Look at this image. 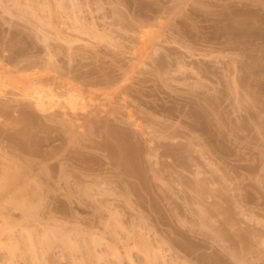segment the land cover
<instances>
[{
	"label": "rangeland",
	"instance_id": "obj_1",
	"mask_svg": "<svg viewBox=\"0 0 264 264\" xmlns=\"http://www.w3.org/2000/svg\"><path fill=\"white\" fill-rule=\"evenodd\" d=\"M73 1L77 7L70 0H0L1 65L10 69L15 57L14 70L25 72L36 64L42 77L81 90L87 100L85 110L70 116L76 125L59 117L60 107L36 114L46 130L26 151L16 139L28 129L21 115L27 108L15 96L7 95L17 104L5 98L11 110L0 117V156L6 153L23 171L34 162L27 179L45 183L42 207L35 208L40 222L28 226L40 250L35 262L94 264L90 252L96 251L99 264H147L142 238L160 253L155 264H264V0ZM110 126L141 149L133 167L105 148L107 140L118 145ZM68 133L80 140L72 142ZM13 210L7 212L18 224L21 250L11 259L0 249V263L36 264L20 234L27 222ZM45 237L58 241L48 255L39 246ZM68 239L71 246L64 247Z\"/></svg>",
	"mask_w": 264,
	"mask_h": 264
},
{
	"label": "bare ground",
	"instance_id": "obj_2",
	"mask_svg": "<svg viewBox=\"0 0 264 264\" xmlns=\"http://www.w3.org/2000/svg\"><path fill=\"white\" fill-rule=\"evenodd\" d=\"M72 1V2H71ZM70 2H71V4H72V6H74V7H77V5H75V1H73V0H70ZM63 5V4H62ZM33 6H34V4H33ZM60 6V5H59ZM38 7H39V5H38ZM62 8H63V6H61ZM29 8V7H28ZM33 8V7H32ZM36 9H37V6H36ZM40 9V8H39ZM66 9V8H65ZM61 10V9H60ZM35 11V10H34ZM62 11V10H61ZM33 12V11H32ZM38 12H40L39 10H38ZM168 12V11H167ZM36 13V15L35 16H33V17H35L36 18V22H39L40 23V21H38L37 20V17H38V14H37V12H35ZM120 13V12H119ZM164 13V12H163ZM32 14V13H31ZM116 14V13H115ZM162 14V13H161ZM160 14V15H161ZM122 15V14H121ZM120 15V16H121ZM166 15V14H165ZM119 16V15H118ZM119 16V18H120V20L122 19L121 17ZM158 16V15H157ZM162 16H164V14L162 15ZM243 16V15H242ZM123 17V16H122ZM154 18V17H153ZM248 19V18H247ZM35 20V19H34ZM40 20V19H39ZM78 20H79V18H78ZM78 20H76L77 22H78ZM154 20H156V19H154ZM234 20H235V18H234ZM122 21V20H121ZM135 21V20H134ZM146 21V20H145ZM238 21H240V20H238ZM242 21H244V20H242ZM81 22V21H80ZM80 22H78V24L80 23ZM136 22V21H135ZM138 22V21H137ZM157 22V21H156ZM250 22V21H249ZM41 23H42V21H41ZM82 23V22H81ZM123 23V22H122ZM142 23V22H141ZM237 23V22H236ZM240 22H238V24H239ZM77 24V25H78ZM121 24V23H120ZM134 24V23H133ZM160 24V23H159ZM234 24V23H233ZM245 24H246V22H245ZM245 24L244 23H241V25H244V27H245ZM80 25V24H79ZM78 25V26H79ZM82 25L83 26H85L86 27V25H84L83 23H82ZM82 25H80V26H82ZM123 25V24H122ZM139 25H141V24H139ZM144 25H146V24H144ZM161 25V24H160ZM248 25V24H247ZM88 26V25H87ZM233 26V25H232ZM239 26V25H238ZM89 27V26H88ZM127 27V26H126ZM135 27H136V25H135ZM137 27H138V25H137ZM143 27V26H142ZM41 28V27H40ZM87 28V27H86ZM90 28V27H89ZM134 28V27H133ZM146 28H148V27H146ZM238 28V27H237ZM78 29V28H77ZM131 29V28H130ZM129 29V30H130ZM135 29V28H134ZM40 30V29H39ZM73 30V29H72ZM79 30V29H78ZM84 30H86V29H83L82 30V28H81V31H83L84 32ZM133 30V29H132ZM139 30V29H138ZM37 31H38V29H37ZM42 31V30H41ZM80 31V30H79ZM80 31V32H81ZM92 32V29L91 30H89V32ZM243 31V30H242ZM136 32V31H135ZM142 32V31H141ZM237 32H238V30H237ZM39 33V32H38ZM94 33V32H93ZM87 34V33H86ZM91 34V33H90ZM138 34V33H137ZM146 34H147V32H146ZM82 35V34H81ZM84 35V34H83ZM96 35V34H95ZM135 35V34H134ZM140 35H142V34H140ZM86 36V35H85ZM94 36V35H93ZM97 36H98V34H97ZM39 37V36H38ZM87 37V36H86ZM89 37V36H88ZM100 37V36H99ZM99 37H97V39L99 38ZM144 37V36H143ZM156 37V36H155ZM45 38H47V36H45ZM58 38H59V36H58ZM61 38V37H60ZM59 38V39H60ZM78 38V37H77ZM80 38V37H79ZM90 38V37H89ZM88 38V39H89ZM159 38V37H158ZM42 39H43V37H42ZM147 39H148V37H147ZM151 39V38H150ZM168 39V38H167ZM44 40H46V39H44ZM63 40V39H62ZM76 40V39H75ZM74 40V41H75ZM78 40H80V39H78ZM83 40V39H82ZM93 40V39H92ZM43 41V40H42ZM64 41V40H63ZM68 41V40H67ZM91 41V40H90ZM34 42V41H33ZM101 42V41H100ZM144 43H146V45L148 44L147 42H145V40L143 41ZM143 42H141L140 44H143ZM18 43V42H17ZM37 43H39V42H37ZM41 43V42H40ZM43 43V42H42ZM49 43V42H48ZM89 43V42H88ZM92 44V43H91ZM31 48V47H30ZM69 48H71V47H69ZM37 49V48H36ZM68 49V48H67ZM3 50H5V49H3ZM2 50V51H3ZM23 50V49H22ZM63 50H65V49H63ZM71 50V49H70ZM1 51V52H2ZM28 51V50H27ZM44 51V50H43ZM55 51V50H54ZM78 51V50H77ZM6 53V52H5ZM40 53V52H39ZM69 53V52H68ZM3 54V53H2ZM20 54L21 53H19V55L18 56H20ZM50 54H52V53H50ZM74 54V53H73ZM155 54V53H154ZM6 55V54H5ZM4 55V56H5ZM55 55H56V53H55ZM70 55H72L71 53H70ZM70 55H68V56H70ZM3 56V57H4ZM14 56V55H13ZM15 56H17V55H15ZM22 56V55H21ZM39 56V55H38ZM48 56V55H47ZM144 56V55H143ZM150 56V55H149ZM1 57V56H0ZM72 57V56H71ZM6 57H4V59H5ZM15 58V57H14ZM14 58H12L11 60H9L10 62H14V65H16L15 64V62H20L19 60L18 61H16ZM30 58V57H29ZM34 58V57H33ZM51 58V57H50ZM53 58V57H52ZM55 58V57H54ZM70 58V57H69ZM2 59V58H1ZM0 59V60H1ZM19 59V58H18ZM3 60V59H2ZM21 60V59H20ZM38 60V59H37ZM46 60H47V58H46ZM254 60V59H253ZM252 60V61H253ZM8 61V60H7ZM36 63H38V61H36V60H34ZM44 61V60H43ZM53 61H54V59H53ZM52 61V62H53ZM4 62V61H3ZM21 62H23V61H21ZM29 62V61H28ZM51 62V63H52ZM255 62V61H254ZM261 62V61H260ZM259 62V63H260ZM8 63V62H7ZM256 63V62H255ZM3 64V63H2ZM5 64V63H4ZM1 65V61H0V117H2L3 118V116L5 115V117H7L6 116V114H7V112H8V109H10V107H9V105H8V98L7 99H5L6 98V96L9 94L12 98L15 96V97H17V99L16 98H14L15 99V101L16 100H18L19 99V101H20V103L22 102L23 103V107L25 108H27V109H24L23 111H21L22 109H23V107H22V109L20 110L22 113H21V115L23 116V121H24V123H25V125H26V128H28L27 130H23L24 132L22 133V139H16V143H21V145L23 146V147H25L26 148V151H27V148L29 149V147H34V146H36V145H38L37 143L39 142L38 141V139L40 138V137H37V133H39L40 132V130H42V129H44V130H46L45 128H46V125H45V127H44V125H42V124H40V122H39V120L40 119H38V117L36 116V114H41V115H45V117H46V114H50V112L51 111H56L57 109H56V107H60V109H61V112L59 113L58 112V115H59V117L60 118H62V119H65L66 117H69V119L68 120H70V122L72 123V125H74L75 124V122L73 121L74 120V117H77L76 115H77V112L78 111H80L79 110V108L80 109H82V110H85V109H83V107H85L84 105L86 104V102H85V98L86 97H84V93L83 92H81V90H77V88L75 89V87H72V86H69V84L68 85H66V84H61V83H59L58 81V79H56V78H49L48 76H47V78H45V77H42L40 74H41V71H40V69L38 68V65H34V66H31L32 67V71L33 72H30V73H32V74H26V71L27 70H30V69H28V67H27V69H26V71L24 72V70L23 69H25V68H23L22 70L21 69H18V70H14V68H13V66L14 65H12L11 67H10V69H9V65L8 64H5V65ZM11 64V63H10ZM13 64V63H12ZM19 64V63H18ZM23 64V63H22ZM25 64V63H24ZM28 64H30V63H28ZM40 64V63H39ZM42 64V63H41ZM44 64V63H43ZM53 64V63H52ZM20 65V64H19ZM31 65V64H30ZM33 65V64H32ZM256 65H257V63H256ZM258 65H260V64H258ZM16 66H18V65H16ZM20 66H22V65H20ZM24 66V65H23ZM29 66V65H28ZM15 67V66H14ZM30 67V66H29ZM252 67V66H251ZM250 67V68H251ZM254 67H256V66H254ZM260 67H261V65H260ZM17 68V67H16ZM15 68V69H16ZM39 69V71H38V69ZM41 68V67H40ZM45 68V67H44ZM50 68V67H49ZM48 68V69H49ZM161 68V67H160ZM253 68V67H252ZM262 68H263V66H262ZM37 69V70H36ZM54 69V68H53ZM255 69V68H254ZM258 69H259V67H258ZM30 70V71H31ZM44 70V69H43ZM247 70V69H246ZM256 70V69H255ZM254 70V71H255ZM23 71V72H22ZM251 71V70H250ZM39 72H40V74H39ZM47 73H48V71H46ZM45 72V73H46ZM53 72V71H52ZM28 73V72H27ZM45 73H42L43 75L45 74ZM94 74V73H93ZM246 74V73H245ZM86 76V75H85ZM58 78V77H57ZM89 78V77H88ZM104 78V77H103ZM92 79V78H91ZM245 79V78H244ZM56 80H58L57 82H56ZM92 81H93V79H92ZM113 81V80H112ZM85 82V81H84ZM87 82V81H86ZM69 83V82H68ZM101 83V82H100ZM104 83V82H103ZM244 83V82H243ZM71 84V83H70ZM106 84V83H105ZM86 85H87V83H86ZM246 85V84H245ZM109 86V85H108ZM9 89H11L12 91H17V92H15L14 94H13V96L11 95V93H9ZM81 89V88H80ZM11 91V92H12ZM13 93V92H12ZM10 96H7V97H10ZM10 97V99H12ZM9 99V101H11ZM12 101H13V99H12ZM19 101H18V103H19ZM87 101V100H86ZM14 102V101H13ZM14 103H16V102H14ZM19 103V104H20ZM9 104H11V102L9 103ZM13 104V103H12ZM17 104V103H16ZM11 106V105H10ZM81 106H83L82 108H81ZM19 107H20V105H19ZM30 108V110H33V109H35L34 111L35 112H38V113H35L34 111L32 112V111H30V110H28ZM33 108V109H32ZM20 109V108H19ZM56 109V110H55ZM11 110V109H10ZM15 112H17V111H15ZM11 113V112H10ZM52 113V112H51ZM196 113V112H195ZM104 114V113H103ZM17 115H18V113H17ZM21 115H20V117H21ZM55 115H57V114H55ZM192 115V114H191ZM199 115V114H198ZM206 115V114H205ZM70 116H74L73 117V119H71L72 117H70ZM57 117V116H56ZM206 117V116H205ZM11 118V117H10ZM12 118H15V117H12ZM40 118V117H39ZM58 118V117H57ZM1 119V118H0ZM98 119H100V118H98ZM104 119V118H103ZM201 119H202V117H201ZM205 119V118H204ZM5 120V119H4ZM77 120H79V119H76L75 121H77ZM96 120V119H95ZM7 121H8V119H7ZM9 121H10V119H9ZM53 121V120H52ZM62 121H64V120H62ZM81 121V120H80ZM104 121V120H103ZM198 121V120H197ZM6 122V121H5ZM59 122V121H58ZM78 122V121H77ZM96 122V121H95ZM195 122V121H194ZM12 123V122H11ZM15 123V122H14ZM14 123H12V124H14ZM20 123V122H19ZM18 123V124H19ZM23 123V122H22ZM24 123L22 124V125H24ZM57 123V122H56ZM60 123V122H59ZM64 123V122H63ZM74 123V124H73ZM92 123H94V122H92ZM92 123H90V124H92ZM99 122L97 121V125H98V127H99V125L101 124H98ZM106 123V122H105ZM0 124H4V123H0ZM6 124V123H5ZM10 124V123H9ZM48 124V123H47ZM54 124V123H53ZM53 124H50V125H53ZM65 124V123H64ZM63 124V125H64ZM69 124V123H68ZM79 124V123H78ZM17 125V124H16ZM49 125V124H48ZM57 125V124H56ZM59 125V124H58ZM62 125V124H61ZM67 125V124H66ZM70 125L71 124H69V127H70ZM76 125V124H75ZM81 125V124H80ZM84 125V124H83ZM83 125H82V128H83ZM111 125V124H110ZM92 126V125H91ZM132 126V125H131ZM69 127H68V130H69ZM85 127H86V125H85ZM88 127H90V125H88ZM87 127V128H88ZM196 127V126H195ZM4 128H5V125H4ZM7 128V127H6ZM13 128V127H12ZM23 128V127H22ZM25 128V129H26ZM51 128V127H50ZM65 128H67V127H65ZM71 128H73V127H71ZM70 128V129H71ZM74 128H76V127H74ZM80 128V127H79ZM105 128H108L107 127V125H106V127ZM116 128V127H115ZM122 128V127H121ZM194 128V127H193ZM2 129V128H1ZM21 129V128H20ZM77 129H78V127H77ZM84 129H86V128H84ZM96 129V128H95ZM138 129V128H137ZM198 129V128H197ZM203 129V128H202ZM78 130H80V129H78ZM98 130V129H97ZM109 130V129H108ZM108 130H106L107 131V133H108ZM111 130V131H110ZM110 132L108 133L112 138H111V140L113 139V137L115 138V139H117L116 140V142L118 143V145L116 144V145H113L112 143H110V141H106V143H104V146H105V148L109 151V153L112 155V156H114L115 158H117V160H119V163H121L122 162V165L123 166H125L126 168H129L131 165H132V167H133V165L139 160V159H137L138 157V153L140 152V150H139V152L137 153L136 152V150L134 149L135 148V146H134V148L130 145L131 143L127 140L126 141V138H124L125 136H129V135H125L124 133H123V135H122V132L120 133V131H118L117 132V130L115 131V130H112V128H111V126H110ZM122 130V129H121ZM139 130V129H138ZM82 131V130H81ZM86 131H87V129H86ZM103 131H104V129H103ZM102 131V132H103ZM195 131V130H194ZM41 132H43V130L41 131ZM51 132V131H50ZM61 132V131H60ZM69 132V131H68ZM83 132V131H82ZM89 132V131H88ZM99 132H100V130H99ZM71 133V132H70ZM70 133H68L69 134V136L71 137V140H72V142H75V138H77V135L75 136V134L74 133H76V131H74V133H72L73 135V137L70 135ZM79 133H81V132H79ZM19 134V133H18ZM53 134V133H52ZM65 134V133H64ZM67 134V133H66ZM65 134V135H66ZM77 134V133H76ZM86 134V135H85ZM100 134H101V132H100ZM130 134V133H129ZM2 135L4 136V133L0 130V136H1V138H2ZM16 135V134H15ZM19 135H21V134H19ZM39 135V134H38ZM14 136V135H13ZM40 136V135H39ZM83 136H86L87 137V133H85L84 132V135ZM83 136H81V137H83ZM105 136V135H104ZM122 136H124L123 138H122ZM7 137H9L8 135H7ZM11 137V136H10ZM52 137V136H51ZM75 137V138H74ZM12 138V137H11ZM10 138V139H11ZM15 138V137H14ZM21 138V137H20ZM43 138V137H42ZM110 138V137H109ZM9 139V138H8ZM53 139V138H52ZM3 140H5V138L3 139ZM39 140H41V139H39ZM43 140V139H42ZM61 140V139H60ZM80 139H79V137L77 138V142L79 141ZM84 140V139H83ZM110 140V139H109ZM129 140H130V138H129ZM15 141V140H14ZM13 141V142H14ZM49 141V140H48ZM53 141V140H52ZM68 141H69V138H68ZM132 141V140H131ZM1 142V141H0ZM9 142H11V140L9 141ZM8 142V143H9ZM42 142V141H41ZM60 142V141H59ZM71 142V141H70ZM76 142V144H78ZM105 142V141H104ZM113 142V141H112ZM15 143V144H16ZM43 143V142H42ZM50 143H51V140H50ZM54 143V142H53ZM80 143H82V141L80 142ZM80 143H79V145H80ZM103 143V142H102ZM130 143V144H129ZM11 144V143H10ZM13 144V143H12ZM56 144V143H55ZM70 144V143H69ZM99 144V143H98ZM14 145V144H13ZM40 145H42V144H40ZM71 145V144H70ZM73 146H74V144H72ZM71 145V146H72ZM86 145V144H85ZM100 145V144H99ZM20 146V145H19ZM22 146H20L21 148H22ZM102 145H100V147H101ZM77 147H78V145H77ZM169 147V146H168ZM17 148V147H16ZM34 148H36V147H34ZM69 148H70V146H69ZM75 148V147H74ZM79 148V147H78ZM102 148V147H101ZM138 148V147H137ZM167 148V147H166ZM14 149V148H13ZM23 149V148H22ZM65 149H67V148H65ZM73 149V148H72ZM1 150V149H0ZM3 150V149H2ZM5 150V149H4ZM8 150V149H7ZM16 150V149H15ZM17 150H18V148H17ZM31 150V149H30ZM30 150L28 151V152H30ZM37 150H38V148H37ZM103 150V149H102ZM106 150V151H107ZM11 151V150H10ZM22 151V150H21ZM24 152H26L25 151V149L23 150ZM55 151V150H54ZM73 151V150H72ZM174 151V150H173ZM5 152V151H4ZM3 152V153H4ZM7 152V151H6ZM33 152V151H32ZM34 152H36V150H34ZM71 151H69V153H70ZM75 152V151H74ZM73 152V153H74ZM1 153V152H0ZM12 153V152H11ZM36 153H38V152H36ZM107 153V152H106ZM168 153V152H167ZM167 153H166V155H167ZM10 154V153H9ZM15 154H16V152H15ZM22 154V153H21ZM72 154V153H71ZM77 154V153H76ZM150 154V153H149ZM187 154V153H186ZM20 155V154H19ZM56 155V154H55ZM172 155V154H171ZM7 155H6V153H5V155H4V158L2 157V156H0V157H2V159L0 160V249H6L7 251H8V254H9V256H10V258L11 259H13V258H15L16 256H18L17 255V253H18V251L19 250H21L20 249V247H19V243H17L15 240V238H14V232H15V229L17 228V226H18V224H15V223H12V221H10V219H9V213L7 212L8 210H10V209H14L13 211H17V210H19V211H21L22 212V217H23V219L21 220V221H26L27 223H28V225H27V223H26V225H20L19 227L21 228L20 229V234L22 235V234H25V240L27 241V248L25 249V250H27V252H25V254H27V253H29V255L31 256L30 257V259L28 258V256H27V258L29 259V260H31L32 262H33V260H34V263H36V264H38V262H35V260L37 259V253L39 254V251L37 252V250L35 249V242L33 243V236H32V234H33V232H32V229H35V226L34 227H31L32 225H34L35 223H36V221L37 220H39V219H37V218H40V216L39 215H37L38 214V212L40 211L39 210V208H41V207H38V205L40 204V202H43V200L41 199V198H45V196H43V195H41L42 193H41V190H42V192H43V188H42V186L41 185H43L42 183H44V181L43 182H41V184H40V181H41V179H40V181L38 180V179H36L37 180V182L35 181V182H33V181H31L33 178L32 177H30V179L31 180H29V179H27V177L28 176H32L30 173H27V170H33L32 169V167H33V164L35 165V163L34 162H32V161H30V162H26V164H25V166H23L25 169H26V173L27 174H25V169H24V171L20 168V166H15L14 164H12V162H10V160H7V157H6ZM9 156V155H8ZM38 156H39V153H38ZM106 156H108V155H106ZM140 156H142V155H140ZM30 157H31V155H30ZM78 157V156H77ZM79 157H80V155H79ZM111 157V156H110ZM114 157H112V158H114ZM10 158H13L12 156L10 157ZM18 158H19V156H18ZM24 158V157H23ZM38 158V157H37ZM140 158V157H139ZM175 158V157H174ZM15 159V158H14ZM22 159V158H21ZM24 159H26V157L24 158ZM23 159V160H24ZM40 159V158H39ZM68 159H70V158H68ZM75 159H76V157H75ZM78 159V158H77ZM137 159V161H135ZM142 159V158H141ZM18 160V159H17ZM20 160V159H19ZM26 160H28V159H26ZM25 160V161H26ZM48 160V159H47ZM72 160H73V158H72ZM177 160V159H176ZM24 161V162H25ZM45 161V160H44ZM78 161V160H77ZM23 162V163H24ZM33 164H32V163ZM36 162V161H35ZM68 162H72V161H68ZM118 162V161H117ZM180 162V161H179ZM15 163V162H14ZM17 164H18V162H16ZM21 163V162H20ZM23 163H21V164H23ZM73 163V162H72ZM84 164V163H83ZM137 164H139V163H137ZM24 165V164H23ZM37 165V164H36ZM47 165V164H46ZM49 165V164H48ZM67 165V164H66ZM76 165H77V163H76ZM121 165V164H120ZM22 166V165H21ZM39 166V165H38ZM38 166H37V168H38ZM50 166V165H49ZM78 166H79V164H78ZM114 166H115V164H114ZM117 166V165H116ZM122 166V168H125V167H123ZM183 166V165H182ZM40 167V166H39ZM66 167V166H65ZM69 167V166H68ZM120 167V166H119ZM184 167V166H183ZM49 168V167H48ZM78 168V167H77ZM135 168H136V165H135ZM139 168V167H138ZM41 169H42V171L43 172H47L48 170H47V168H42L41 167ZM64 168H62V170H63ZM30 170V172L32 173H34L36 170H34V171H31ZM38 170V169H37ZM120 170V169H119ZM132 170V169H131ZM41 170H39V172H41V173H43ZM51 171V170H50ZM50 171H48V172H50ZM65 171V170H64ZM63 171V172H64ZM29 172V171H28ZM39 172H36V173H39ZM56 172V171H55ZM130 172V171H129ZM34 174V176L35 175H37V174ZM51 173V172H50ZM49 173V174H50ZM59 173H60V171H59ZM121 173V172H120ZM28 174H30V175H28ZM48 174V173H47ZM48 174V175H49ZM130 174V173H129ZM132 174H133V171H132ZM131 174V175H132ZM135 174V173H134ZM48 175H46L47 177H49ZM55 175V174H54ZM61 175V174H60ZM65 175V174H64ZM94 175V174H93ZM128 175V174H127ZM137 175H138V173H137ZM25 176H26V179L27 180H29V181H31L33 184L31 185V184H28L27 183V180H25L24 178H25ZM33 176V177H34ZM41 176H44V174L43 175H41ZM63 176V175H62ZM98 176V175H97ZM97 176H94V177H97ZM45 177V176H44ZM66 177V176H65ZM99 177V176H98ZM97 177V178H98ZM138 177V176H137ZM35 178H37V176L35 177ZM38 178H39V174H38ZM64 178V177H63ZM93 178V177H92ZM103 178H104V176H103ZM124 178V177H123ZM136 178V177H135ZM50 179V178H49ZM53 179V178H52ZM60 179V178H59ZM66 179V178H65ZM65 179H64V181H65ZM94 179H96V178H94ZM102 178H101V176H100V178H99V180H101ZM119 179V178H118ZM140 179V178H139ZM43 180V179H42ZM46 180V179H45ZM63 180V179H62ZM61 180V181H62ZM26 181V182H25ZM54 181V180H53ZM58 181V180H57ZM95 181V180H94ZM31 182H29V183H31ZM85 182H87V181H85ZM93 182V181H92ZM98 182V181H97ZM102 181H100V183H101ZM107 182V181H106ZM47 183H48V181H47ZM96 183V182H95ZM109 183V182H108ZM133 183V182H132ZM45 184V183H44ZM81 184V183H80ZM86 184V183H85ZM104 184L106 185V183L104 182ZM103 184V185H104ZM112 184V183H111ZM197 184H198V182H197ZM48 185V184H47ZM82 185V184H81ZM100 185V184H99ZM145 185H147V184H145ZM33 186V187H32ZM40 187H41V190H40ZM92 187V186H91ZM93 188V187H92ZM199 188V187H198ZM44 189H45V187H44ZM50 189V188H49ZM78 189V188H77ZM81 190V189H80ZM52 191V190H51ZM92 191V190H91ZM112 191V190H111ZM111 191H110V193H111ZM149 191V190H148ZM78 192H79V190H78ZM77 192V193H78ZM82 192V191H81ZM84 192V191H83ZM86 192V191H85ZM46 193H47V191H46ZM45 193V194H46ZM49 193V192H48ZM47 193V194H48ZM104 193L106 194V192H105V190H104ZM36 200V201H35ZM35 201V202H34ZM37 204V205H36ZM41 204H43L44 205V203H41ZM34 206H36V207H34ZM40 206V205H39ZM38 207V208H37ZM35 208H37V210H38V212L36 213L35 211H37V210H35ZM10 212V211H9ZM20 212V213H21ZM232 212V211H231ZM39 216V217H38ZM21 218V217H20ZM33 220V223L34 224H32V222L30 223V221H32ZM40 222V221H39ZM38 222V223H39ZM21 223V222H20ZM38 223H36V226L38 225ZM30 224V225H29ZM41 225H42V223H40ZM39 224V225H40ZM40 225V226H41ZM28 226H30L32 229H29V227ZM40 226H38L39 228H40ZM41 230H42V228H41ZM40 232V231H39ZM41 234H43L42 232H41ZM34 235V234H33ZM43 235H45L46 236V233L45 234H43ZM42 235V236H43ZM244 235V234H243ZM55 236V235H54ZM39 237H40V234H39ZM36 238V237H35ZM54 238V237H53ZM221 238V237H220ZM41 239V238H40ZM47 239L49 240V237L48 238H46L45 237V239L43 238V241L42 240H40V243L41 244H39V246L40 245H43L42 246V252H43V254L42 255H46V253H47V255H48V253H49V251L50 250H52L51 248L53 247V246H56L55 245V243L57 242L58 243V241L57 240H53V239H51V241L53 240V242H48L47 241ZM56 239H57V237H56ZM62 239H64V238H62ZM141 239V244H139L140 245V247L142 248V254H144V257L147 259H145L146 260V262L148 261V263L147 264H149V263H152L153 261H155V263L157 262V256L159 257V254H156V251H155V248L151 245V242L150 241H148V240H143L142 238H140ZM35 240H37V239H35ZM38 241V240H37ZM62 241V240H61ZM60 241V242H61ZM39 242V241H38ZM60 242H59V244H60ZM63 243V246L64 247H66V246H71L70 245V243H69V239H68V241L66 240V242H62ZM64 243L66 244V246L64 245ZM69 243V244H68ZM73 245V244H72ZM76 245V244H75ZM74 245V246H75ZM36 247H37V245H36ZM63 247V248H64ZM40 248V247H39ZM54 248V247H53ZM72 249H73V246L71 247ZM66 249H68V248H66ZM24 250V251H25ZM75 250H76V246H75ZM72 251V250H71ZM37 252V253H36ZM91 253V258H89V259H91L92 260V262L94 263V264H99V262H100V260L102 259V255H98L97 254V252L96 251H93V252H90ZM20 254V253H19ZM22 254H23V252H22ZM115 254H117L118 256H120V252L118 251V249H116L115 250ZM153 255V256H152ZM157 255V256H156ZM23 257V255H20V257ZM26 256V255H25ZM40 256V255H39ZM50 256V255H49ZM44 257V256H43ZM47 257V256H46ZM45 257V258H46ZM160 257H162V255H160ZM24 258H26V257H24ZM27 259V260H28ZM39 259H40V257H39ZM41 259H43V258H41ZM218 259V258H217ZM151 260V261H150ZM210 260V259H209ZM30 261V262H31ZM37 261V260H36ZM40 262H41V260H40ZM39 262V263H40ZM43 262V261H42ZM41 262V263H42ZM91 262V261H90ZM91 262V263H92ZM211 262H212V260H211ZM214 262V261H213ZM218 262V261H217ZM155 263H152V264H155ZM1 264V263H0ZM10 264H12V263H10ZM43 264H45V263H43ZM213 264V263H212ZM215 264V263H214Z\"/></svg>",
	"mask_w": 264,
	"mask_h": 264
}]
</instances>
